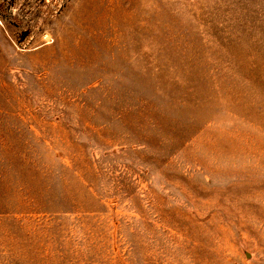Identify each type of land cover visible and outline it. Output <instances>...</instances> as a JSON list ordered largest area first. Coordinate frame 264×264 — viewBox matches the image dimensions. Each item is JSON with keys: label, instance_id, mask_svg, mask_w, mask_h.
Returning <instances> with one entry per match:
<instances>
[{"label": "rangeland", "instance_id": "374dc122", "mask_svg": "<svg viewBox=\"0 0 264 264\" xmlns=\"http://www.w3.org/2000/svg\"><path fill=\"white\" fill-rule=\"evenodd\" d=\"M0 264H264V0H0Z\"/></svg>", "mask_w": 264, "mask_h": 264}]
</instances>
